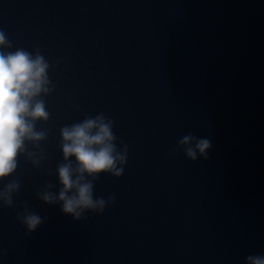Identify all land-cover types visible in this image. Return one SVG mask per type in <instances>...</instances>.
<instances>
[{
  "label": "water",
  "instance_id": "water-1",
  "mask_svg": "<svg viewBox=\"0 0 264 264\" xmlns=\"http://www.w3.org/2000/svg\"><path fill=\"white\" fill-rule=\"evenodd\" d=\"M0 31V51L45 58L51 89L38 97L49 119L36 129L47 138L26 142L0 182V264L264 255V0H0ZM101 113L127 163L121 177L84 174L104 211L76 220L38 193L58 197V166L77 167L60 129ZM188 133L211 140L207 158H186ZM10 180L20 183L13 207ZM26 209L44 221L31 233L18 219Z\"/></svg>",
  "mask_w": 264,
  "mask_h": 264
},
{
  "label": "clouds",
  "instance_id": "clouds-1",
  "mask_svg": "<svg viewBox=\"0 0 264 264\" xmlns=\"http://www.w3.org/2000/svg\"><path fill=\"white\" fill-rule=\"evenodd\" d=\"M5 43V33L0 31V45ZM48 69V62L39 53L33 57L22 49L7 54L0 51V182L17 171L19 157L26 152V142L47 138V132L37 131L36 122L49 119L45 101L38 99L42 93L51 91L46 87L50 83ZM60 135L64 159L75 157L77 167L73 169L71 163L58 166L59 181L63 186L58 197L50 192L38 193V196L47 204L62 202V212L76 220L85 210L103 212L105 201L93 199V184L83 182L84 174L94 179H99L101 173L121 177L124 167L118 165H126L128 146H123V153L117 149L113 121L103 113L62 127ZM179 144L186 158L192 161L199 156L207 158L212 148L209 138L192 133L183 136ZM19 188L17 180L6 184L7 207H13L10 193ZM0 196H4V191H0ZM110 199L115 200V196ZM18 219L29 233L44 222L40 215L27 209L22 216L18 213ZM246 260L247 264H264V255H248Z\"/></svg>",
  "mask_w": 264,
  "mask_h": 264
}]
</instances>
